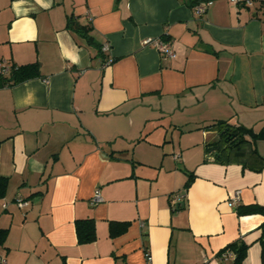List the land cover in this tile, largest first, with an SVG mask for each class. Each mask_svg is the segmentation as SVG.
<instances>
[{"label": "crops", "instance_id": "crops-1", "mask_svg": "<svg viewBox=\"0 0 264 264\" xmlns=\"http://www.w3.org/2000/svg\"><path fill=\"white\" fill-rule=\"evenodd\" d=\"M262 5L213 0L198 14L183 0H0L7 264H235L234 253L217 256L230 243L245 246L240 264H264V213L241 212L264 207V165L216 159L206 127L228 120L264 134L254 115L264 108ZM69 22L90 25L113 61L75 40ZM163 35L175 58L142 43ZM180 100L209 113L172 122L170 137L144 136L149 119L181 114ZM252 145L264 157V136ZM173 193L183 204L171 205ZM87 217L95 237L81 243L75 220ZM112 223L127 227L111 234Z\"/></svg>", "mask_w": 264, "mask_h": 264}, {"label": "trees", "instance_id": "trees-1", "mask_svg": "<svg viewBox=\"0 0 264 264\" xmlns=\"http://www.w3.org/2000/svg\"><path fill=\"white\" fill-rule=\"evenodd\" d=\"M187 6L190 8H195L196 5H198L201 2H207L212 0H183ZM68 29L74 36L75 40H79L84 42L85 45L88 47H92L94 49V53L96 56H100L102 59V62H105L108 58V53H104L101 50V45L95 41H93V38L90 34L91 26L88 24H81L79 22L71 23L69 22L67 25ZM167 37L166 35L164 36ZM168 39V38H167ZM113 61V59H111ZM38 64L36 62L27 65H22L20 67L15 68V70L12 71V73L18 75L20 69H32V70H38L37 68ZM14 78L12 82H18L20 81L17 77ZM228 120H214L211 121L206 127L212 128L217 132V140L214 143V149L215 150V157L216 159H219L221 161H228L232 159H242L247 158L250 159L251 162L254 161V167L260 168L262 165H264V157H261V155L256 151L255 147L252 145L254 144V138L264 136V134H261L260 132L253 133L252 129L246 128L243 125H234L231 124V122H227ZM8 178L7 177H1L0 176V198H2L5 195V191H7L8 186ZM22 200H25L21 198ZM17 198L15 199L16 202ZM27 201V200H26ZM28 202V201H27ZM179 205V204H178ZM177 205V206H178ZM262 212L264 213V207L262 206H249L244 207L241 212ZM94 221L93 218L87 217V218H79L75 220V232H76V238L78 242H90L94 240L95 237V227H94ZM111 225V224H110ZM127 227V223H122L121 226L119 225L117 227L116 224L112 223L110 233L116 234L119 232H123ZM262 231V234H264V222L260 225ZM7 234L6 228H0V242H3ZM226 250L231 251L235 254L234 262L235 264H240L241 260L243 259L245 246L244 244H235L230 243L229 245L224 246L222 249H220L217 253V256L220 258L222 256V253ZM262 257H264V249H262Z\"/></svg>", "mask_w": 264, "mask_h": 264}, {"label": "built area", "instance_id": "built-area-1", "mask_svg": "<svg viewBox=\"0 0 264 264\" xmlns=\"http://www.w3.org/2000/svg\"><path fill=\"white\" fill-rule=\"evenodd\" d=\"M230 2H233L235 4H238V5H244V6H250L252 5L255 0H229ZM262 2H264V0H261ZM211 4V1H207V2H201L199 3L198 5L195 6V11L196 13L198 14H203L204 11L207 9V7ZM165 35L161 36V37H148V38H144L142 43L144 45H150V46H153V48L156 49V51L159 52L160 56L163 57V58H169V59H172V58H175L177 56L176 52L173 50V47H172V44H171V41L167 38L164 37ZM101 50L104 52V53H107L109 51V44L108 43H105L101 45ZM111 62V58L108 56L107 60L103 63L104 65L105 64H108ZM10 67L8 65H5L4 63H1L0 62V74L1 75H4V74H7V72L10 71L9 69ZM179 156V154H173V158L174 159H177ZM240 190L239 189H236L231 197H229V201H228V204L229 206H235L236 204L239 203V199H240ZM181 195L178 194V193H173L171 194V196L169 197L171 199V205L174 207H177V205L181 202V199L182 197H180ZM101 199V196L99 194V192H95L93 194V197H92V202L93 203H96L98 202L99 200ZM26 200H22L21 198H17L16 200V203L18 207L20 208H24L27 204H26ZM233 253L229 250H226L222 253V256L223 258H227V257H230L232 256ZM145 257H146V260L147 261H150L149 259L151 258L149 253L148 252H145ZM207 259L204 258V262H206ZM0 264H7V260H6V257L4 254H1L0 253Z\"/></svg>", "mask_w": 264, "mask_h": 264}, {"label": "rangeland", "instance_id": "rangeland-1", "mask_svg": "<svg viewBox=\"0 0 264 264\" xmlns=\"http://www.w3.org/2000/svg\"><path fill=\"white\" fill-rule=\"evenodd\" d=\"M226 1H229V0H226ZM231 3H233V2H231ZM262 3H264V2H262L261 0H255V2L252 5H250V10L256 11L257 9L261 8L260 5ZM233 4H235V3H233ZM262 6H264V5H262ZM261 10H264V8H262ZM184 103L185 102H183L181 100L179 101L180 109L181 108L183 109V110H181V111H183L181 114L175 113L174 115H170V116L166 115L160 121L158 120L157 124H156V122L149 121L150 120L149 119L147 124H145L146 125V127H145L146 129L144 128L145 129L144 130V136L146 134H148L149 132H151V137L155 136L156 138L157 137L160 138V135H163V133L167 132L168 137H170L169 135H171V131L174 129L172 124L177 123V122H184L185 120L186 121L187 120L194 121L195 119L198 118V116L199 117H201L202 115L206 116L209 113V111L206 110L205 107L199 108L198 103L193 102L192 106H189V107H186V108H185V104ZM208 107H210V103L208 104ZM179 115H180V118H178ZM254 115H258L257 116V118H258L257 120H262V121H259L256 124V127L264 125V123H262V122H264V108L256 110L254 112ZM178 120H180V121H178ZM172 122H174V123H172ZM173 154H177V153H173Z\"/></svg>", "mask_w": 264, "mask_h": 264}, {"label": "water", "instance_id": "water-1", "mask_svg": "<svg viewBox=\"0 0 264 264\" xmlns=\"http://www.w3.org/2000/svg\"><path fill=\"white\" fill-rule=\"evenodd\" d=\"M181 204H183V202H181Z\"/></svg>", "mask_w": 264, "mask_h": 264}]
</instances>
